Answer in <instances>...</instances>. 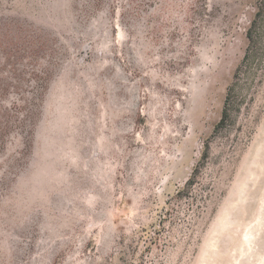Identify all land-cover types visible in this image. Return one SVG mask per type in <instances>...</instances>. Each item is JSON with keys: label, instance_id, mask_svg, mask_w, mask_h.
Listing matches in <instances>:
<instances>
[{"label": "rangeland", "instance_id": "1", "mask_svg": "<svg viewBox=\"0 0 264 264\" xmlns=\"http://www.w3.org/2000/svg\"><path fill=\"white\" fill-rule=\"evenodd\" d=\"M260 1L0 0V264H264Z\"/></svg>", "mask_w": 264, "mask_h": 264}, {"label": "trees", "instance_id": "2", "mask_svg": "<svg viewBox=\"0 0 264 264\" xmlns=\"http://www.w3.org/2000/svg\"><path fill=\"white\" fill-rule=\"evenodd\" d=\"M255 15L250 22V26L247 28V38L250 42V46L252 49L249 51V55L260 54L264 49V0H261L257 5ZM2 90H6V88H1ZM21 100L13 101L9 105L0 104V140L3 141L6 137V131L15 126L23 125L21 123L20 118L17 116L18 113H21L25 110L24 104H21ZM22 102H24L22 100ZM44 104V103H43ZM42 110V106H41ZM35 114L32 113V115ZM227 115V112H226ZM32 118V116H30ZM209 145H207V149L205 152L204 160L208 159L209 153ZM201 167H196L194 170V176L189 178L186 182V185L183 189L178 190L177 195L182 197L184 194H192L193 189L196 186V177L197 173L200 172ZM199 224V222H198ZM199 226V225H198ZM197 227V225L195 226Z\"/></svg>", "mask_w": 264, "mask_h": 264}]
</instances>
